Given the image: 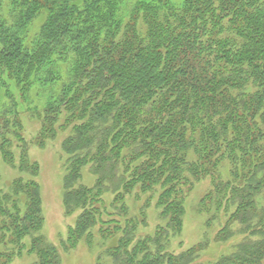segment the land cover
I'll return each mask as SVG.
<instances>
[{"label": "trees", "instance_id": "1", "mask_svg": "<svg viewBox=\"0 0 264 264\" xmlns=\"http://www.w3.org/2000/svg\"><path fill=\"white\" fill-rule=\"evenodd\" d=\"M23 112L44 116L41 143L64 114L73 125L65 204L81 213L59 247L40 235ZM0 155L21 174L7 190L0 178V264H60L61 251L97 240L113 242L98 264H196L208 240L168 248L186 192L206 177L215 240L242 236L207 264H264V0H0ZM135 191L144 198L131 213ZM155 195L161 223L138 236Z\"/></svg>", "mask_w": 264, "mask_h": 264}, {"label": "rangeland", "instance_id": "2", "mask_svg": "<svg viewBox=\"0 0 264 264\" xmlns=\"http://www.w3.org/2000/svg\"><path fill=\"white\" fill-rule=\"evenodd\" d=\"M39 91L31 92V100L37 105L38 110L42 113V104L45 97H41ZM25 107V106H24ZM22 110H25V108ZM33 116L30 113L23 112L20 115L22 123V134L28 146V155L30 160L35 163L38 168V176L36 181L40 190V203L42 215L44 218L41 236L51 245L60 246L62 242L69 238L70 230L75 227L77 217L81 211H73L68 213L65 204V187L64 181L67 175V155L64 152V142L72 134V124L67 125L65 114L59 119L56 125V135L54 138L45 139L40 142V133L42 129V119ZM18 157V152L15 150ZM226 171V169L224 170ZM223 172V170H222ZM21 174L17 169L7 166L0 155V178L1 185L4 190H7L12 182ZM228 175V174H227ZM225 174V176H227ZM94 177L89 170H84L82 184L91 185ZM212 180L209 177L202 179L194 184L193 188L186 192L184 216L182 219L181 234L174 237L168 248V251L173 254H180L189 249L195 248L202 242L208 240L209 247L201 253L200 259L196 264H207L221 257L222 254L229 253L231 246L239 242L242 236L236 234L231 240V243L221 244L215 240V234L218 230V224L214 223L210 227L209 221L212 214L201 209L202 201L205 196L212 190ZM131 196L127 197V205L131 213H138L140 200H143L144 195L139 191H135ZM264 195L260 196V200ZM113 198L112 195H106L107 205ZM158 195H155L151 205L146 210L147 225L141 226L138 230V236L145 237L154 234L161 220L159 218L160 211L156 207ZM210 227V228H209ZM96 242V243H95ZM94 242V246H88L85 242L80 244L75 250L68 253L61 251L60 264H98L99 255L103 253L106 246H102L105 242ZM107 259V258H106ZM105 263H109V260ZM36 258L33 255L24 254L21 257L14 259L10 264H35Z\"/></svg>", "mask_w": 264, "mask_h": 264}]
</instances>
